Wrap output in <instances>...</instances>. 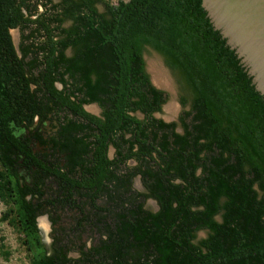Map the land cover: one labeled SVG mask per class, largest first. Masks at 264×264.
Wrapping results in <instances>:
<instances>
[{"label": "trees", "instance_id": "1", "mask_svg": "<svg viewBox=\"0 0 264 264\" xmlns=\"http://www.w3.org/2000/svg\"><path fill=\"white\" fill-rule=\"evenodd\" d=\"M195 1L0 0V220L28 264H264V128ZM150 51L177 85V120L156 115L169 93Z\"/></svg>", "mask_w": 264, "mask_h": 264}, {"label": "water", "instance_id": "2", "mask_svg": "<svg viewBox=\"0 0 264 264\" xmlns=\"http://www.w3.org/2000/svg\"><path fill=\"white\" fill-rule=\"evenodd\" d=\"M194 11L264 128V0H196Z\"/></svg>", "mask_w": 264, "mask_h": 264}, {"label": "rangeland", "instance_id": "3", "mask_svg": "<svg viewBox=\"0 0 264 264\" xmlns=\"http://www.w3.org/2000/svg\"><path fill=\"white\" fill-rule=\"evenodd\" d=\"M12 35H14V37H13L14 44H15L16 48H18L19 31L17 29L16 30L14 29L12 31ZM145 59H146L147 69L149 72H151V71L153 72V70H152L153 68H159L164 72V74L167 77V81H168L167 85L163 86L161 88L165 89L169 93V100L163 106L162 112L157 113L156 115L159 117H162L166 121L177 120L178 114L181 111V106L177 101V85L173 79L171 72L165 67L163 60H162V57L160 55H158L156 52L150 51V52L146 53ZM165 106H167V107L165 108ZM88 108H89V110H91L94 113L99 112V108L95 107L94 105L93 106L89 105ZM167 108H168V110H167ZM48 129L51 130L50 127ZM25 130H26L25 128L18 129L16 134L19 135V134L25 133ZM112 151L113 150L110 149V152H109L110 156H112V154H113ZM130 163L133 164L134 161H130ZM22 174L26 175V173H23V172H22ZM135 186L140 187L139 180H137V179L135 181ZM147 206L149 208L154 209V210L157 208L156 203H154V201H152V200L147 201ZM5 209H6V206L4 204L0 203V216L5 211ZM57 212H59V211H56V213H54V212H52V213H53V215H56ZM59 214L61 215L62 213L60 212ZM63 214L65 216H64V220L62 221V224L69 225L71 220H72L71 217L75 216V214L74 213L72 214V212H70V211H67V212L64 211ZM39 217H40V219H46L42 215ZM39 222L40 221L38 219V225H39ZM59 224H61V223H59ZM39 227H41V226H39ZM39 229H42V228H39ZM42 230H40L41 240L46 245H49L51 243V240H52L50 234L47 233L49 231H48V229L45 231L44 230L42 231ZM0 236L4 237V243H5V246L3 248H0V264H28V256L26 253L25 246L20 243V241L17 238L18 237L17 233L6 221L0 220ZM96 236L97 235H95V233L94 234L88 233V231L85 234H83L84 240H86L87 245H89L90 242H94ZM198 236L199 237L205 236V232L200 231L198 233ZM70 237L71 236H69V238ZM64 242L68 244L69 243L68 238L65 237ZM5 250L9 251V255L7 258L5 256V254H3V251H5ZM70 256L71 257H77L78 253L76 251H72L70 253Z\"/></svg>", "mask_w": 264, "mask_h": 264}, {"label": "flooded vegetation", "instance_id": "4", "mask_svg": "<svg viewBox=\"0 0 264 264\" xmlns=\"http://www.w3.org/2000/svg\"><path fill=\"white\" fill-rule=\"evenodd\" d=\"M89 105H91V106H95V107H97V108H99V106L96 104V103H91V104H88V105H85V108L88 110V111H90V112H92L91 110H89V108H88V106ZM167 106H165V108H166ZM92 113H94V112H92ZM99 113H100V108H99V112L98 113H94V114H96V115H99ZM37 121H38V118H35V122H36V124H37ZM52 121V123H56L55 122V120L53 119V120H51ZM50 126H49V122H45V123H43L42 125H40V127H39V129H40V131H41V133H42V135L44 136V138L46 139V138H48V136L49 135H52V134H54V132H55V130H56V128H54L53 130H49L48 128H49ZM30 129H32V126L31 127H29V129L27 128L26 130H25V133H22V134H24V135H27L28 134V132H29V130ZM33 145V148H34V150H38V151H41V150H43V145H41L39 142H37V141H34L33 143H32ZM110 149H112L113 151H112V153L114 152V148L113 147H110L109 148V152H110ZM113 155V154H112ZM109 156H110V154H109ZM153 201V200H152ZM154 203H155V201H154ZM42 216H44L46 219H40V217H38V219H39V221L41 222H44V224L46 225V227H47V229H48V231L49 232H47L48 234H50L51 233V224H50V221H49V219H48V217H47V215L46 214H44V215H42ZM37 219V220H38ZM39 222V226H40V223ZM41 228V227H40ZM42 230V229H41ZM43 231V230H42ZM51 236V235H50Z\"/></svg>", "mask_w": 264, "mask_h": 264}, {"label": "bare ground", "instance_id": "5", "mask_svg": "<svg viewBox=\"0 0 264 264\" xmlns=\"http://www.w3.org/2000/svg\"><path fill=\"white\" fill-rule=\"evenodd\" d=\"M152 70H153V72L151 71V79H152L153 83L159 87L166 86L168 81H167V77L164 74V72L159 68H153ZM167 110H168V108H167ZM40 223H41L40 224L41 228L44 231L47 230V227L44 224V222L41 221Z\"/></svg>", "mask_w": 264, "mask_h": 264}, {"label": "built area", "instance_id": "6", "mask_svg": "<svg viewBox=\"0 0 264 264\" xmlns=\"http://www.w3.org/2000/svg\"><path fill=\"white\" fill-rule=\"evenodd\" d=\"M111 6H118L120 3L127 2L129 0H105Z\"/></svg>", "mask_w": 264, "mask_h": 264}, {"label": "crops", "instance_id": "7", "mask_svg": "<svg viewBox=\"0 0 264 264\" xmlns=\"http://www.w3.org/2000/svg\"><path fill=\"white\" fill-rule=\"evenodd\" d=\"M12 30H14V29H12ZM16 30V29H15ZM12 32V31H11ZM13 37H14V35H13Z\"/></svg>", "mask_w": 264, "mask_h": 264}]
</instances>
